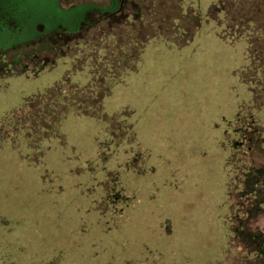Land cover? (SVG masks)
<instances>
[{"label": "rangeland", "instance_id": "1", "mask_svg": "<svg viewBox=\"0 0 264 264\" xmlns=\"http://www.w3.org/2000/svg\"><path fill=\"white\" fill-rule=\"evenodd\" d=\"M119 1L0 0V264H237L264 168V26L239 16L264 14Z\"/></svg>", "mask_w": 264, "mask_h": 264}, {"label": "trees", "instance_id": "2", "mask_svg": "<svg viewBox=\"0 0 264 264\" xmlns=\"http://www.w3.org/2000/svg\"><path fill=\"white\" fill-rule=\"evenodd\" d=\"M247 4H249L248 8L251 7L252 10H255V12H257L259 16L264 14L262 7H259L260 4H264V0H240L239 2V5L245 6ZM113 5L114 6H111L108 11L101 12L99 14H107L109 17H113L117 13H121L122 11L127 10V4L125 2L114 0ZM260 18L261 17H257L254 14H242L239 16V24H244V26H242V30L244 31L246 37L251 36L253 31H255L253 30L255 26L252 27V30H249V28L254 24H262L264 26V19L260 20ZM94 24L95 22H93L87 14L83 26H81V28H79V30L73 34H66L65 39H72L77 34L86 31L90 27L94 26ZM255 29L258 30L260 28L257 27ZM63 44H65L64 41ZM36 59H38L37 56ZM250 143L251 141L247 142L245 136H243L239 142L241 146L244 144H248V149L253 151V148ZM241 180L243 184L239 186L241 187L240 190L242 191L243 189H247L249 190V192L246 195L244 194V192H241L239 198V209L234 213V215H232L231 222L229 223L230 239L232 240L233 244H236L239 247V253L235 252L236 256L233 262H237V264H263L259 250V239L261 238V233L253 231L248 224H250L252 221V215L250 214H255L260 210H263L264 208V168L253 167L245 173V177H243ZM235 208H237V206Z\"/></svg>", "mask_w": 264, "mask_h": 264}, {"label": "flooded vegetation", "instance_id": "3", "mask_svg": "<svg viewBox=\"0 0 264 264\" xmlns=\"http://www.w3.org/2000/svg\"><path fill=\"white\" fill-rule=\"evenodd\" d=\"M111 1H113V0H111ZM111 5H112V3H111ZM128 6V5H127ZM110 8V7H109ZM104 10H107V9H104Z\"/></svg>", "mask_w": 264, "mask_h": 264}]
</instances>
